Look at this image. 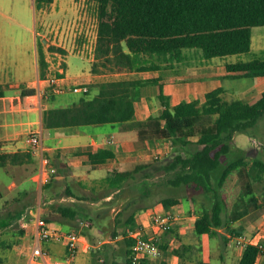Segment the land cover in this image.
<instances>
[{
	"label": "trees",
	"instance_id": "1",
	"mask_svg": "<svg viewBox=\"0 0 264 264\" xmlns=\"http://www.w3.org/2000/svg\"><path fill=\"white\" fill-rule=\"evenodd\" d=\"M53 1L36 0L37 8ZM84 1L94 5L98 18L95 62L92 65L94 74L158 71L160 67L152 64L154 57L181 61L184 51L188 49L201 50L208 60L247 53L252 48L253 28L264 26V0ZM57 50L64 53L62 49L50 48V51ZM39 66L41 78H46L49 63L42 47L39 48ZM225 71L232 79L264 78V59L226 63ZM150 86L159 88L160 112L145 121L135 122L134 128L150 131L158 138L173 140V145L179 141L190 150L184 156H175L169 166V170L179 169L175 177L170 179V184L214 192L211 208L197 212L196 233L212 236L216 229L223 228L229 232H241V228L233 229L231 225L264 207V160L250 161L246 156H240L227 164L219 179V187L224 188L230 179L235 181L238 192L230 204L225 195H219L217 190L212 191L213 177L221 169L223 157L235 150L239 151L234 145L237 133L254 137V129L264 116V91L253 103L241 99L227 101L223 97L225 89L220 86L208 92L204 101H183L172 105L171 98L164 93L162 77L103 82L89 86V90L82 93L83 96L73 105L45 109L44 127L55 129L133 122L136 119V102L141 100L144 90ZM93 89L97 90L96 94L92 93ZM36 93L34 88H24L20 95L11 98L10 104H19ZM4 98L5 92L0 87V101L3 102ZM55 99V94L51 93L47 101L52 103ZM200 125L207 126V131H201L197 140H192L196 136L194 129ZM86 155L95 166L115 157L114 152L107 149L88 151ZM26 157L32 160L31 153L4 154L0 156V166L5 167L7 163L23 164ZM145 166L117 172L114 181L117 185L121 184ZM256 184L263 187L262 197L256 192ZM141 186L149 194L151 183L143 179ZM180 203L176 197L162 199L166 210ZM58 212L71 218L77 215L76 211L71 212L68 207H60ZM125 224L129 225L125 232L127 236L126 233L132 230V216ZM172 226L168 232H175ZM19 232L24 233L23 230ZM126 240V264H130L132 240L128 236ZM227 241L224 238L225 244ZM161 247L166 248L165 241ZM259 251L257 246H247L238 264H255ZM175 253L178 251L175 250ZM197 264L212 263L209 259L200 258Z\"/></svg>",
	"mask_w": 264,
	"mask_h": 264
},
{
	"label": "rangeland",
	"instance_id": "2",
	"mask_svg": "<svg viewBox=\"0 0 264 264\" xmlns=\"http://www.w3.org/2000/svg\"><path fill=\"white\" fill-rule=\"evenodd\" d=\"M60 1L64 5L73 2V0ZM88 9V27H90V30L87 36L86 49L79 50V48H76L75 51L77 53L69 54L67 57L69 73L72 76L87 72L88 69L91 68V65H93V62H95L96 42L94 41V35L92 34V27L94 28V25L98 24V18L97 13L94 10V5H89ZM61 18L62 13L61 16L51 13L43 15L41 9L39 10L37 8L35 0H0V49H6V52H4V55L0 60V81L15 83L22 80L27 82L28 77L34 75L33 70L36 55L35 38L37 33L39 48L42 47L45 50L49 57V64L53 70H55L54 68H56L57 64L61 62L57 53L61 55V58L64 57L65 54L59 50L50 51V48L55 47L64 50L65 53L67 52L64 45H59L60 41L54 42V36L51 35L52 33H57L60 27L63 28L65 26L63 23L60 24L59 21ZM57 19H59V21ZM57 22H59V24ZM43 31L47 32V35L44 37L45 40L39 36ZM252 31V48L251 51L247 53L216 57L208 60L203 56L201 50L188 49L184 51V59L181 61H170L164 58L159 59L158 57H154L152 64L159 66V73L165 77L167 76L171 81L188 84L205 78L204 81L207 83V88L221 85L225 89V92L223 93L225 100L233 101L241 99L244 102L253 103L260 97L264 90V78H256L255 80L251 78L232 79L225 71L226 63L251 61L259 58L264 59V26L255 27ZM44 34L45 32H43V35ZM9 53H11V56H8ZM90 59H93V61L91 62ZM62 66L64 67V62H62ZM55 72L56 71H53L52 73ZM133 72L125 71L127 74ZM114 73L117 72L109 71L104 74L110 75ZM7 92H9V90ZM81 96H83L82 92L76 93L73 91L68 93L64 105H73ZM150 102H153L154 104L153 107H151L153 108L152 115L159 114L157 109L161 108V103L154 99L150 100ZM213 120L214 118L211 119V121ZM89 126L92 127L96 125ZM98 127L108 128L109 124L99 125ZM207 129V126H197L194 129L196 136L193 140H196L201 131H207ZM162 138L165 140L151 143V145L147 147L148 150L134 152V155H144L146 160L148 159L144 169L135 174L136 179L134 182L141 184V181L146 179L151 183L150 192L147 197L153 201L154 206L162 204V199L170 196L180 199L181 203L178 205L184 215H186L185 212L187 209L188 212L190 211L189 209L193 210V212H199L203 208H211L214 202V192L207 193L203 190H196L191 186L174 187L170 184V179L175 177L179 169L169 170V166L174 162L175 156L178 154L184 156L188 154L190 150L184 148L179 141L173 145V140L171 141L165 137ZM234 145L239 151L235 150L231 155L223 157V165L221 169L214 174L212 185V191L217 190L219 195H225L229 204L235 199L238 187L235 184V181L230 179L226 182L224 188H220L219 179L222 171L234 157L238 158L240 156H246L250 161L254 159L264 160V116L261 118L258 126L254 129V137L247 133H237L234 138ZM165 149L169 150L168 154L163 153L164 155L162 158L152 159L154 154L160 153V151L164 152ZM27 161L28 163H31V159ZM31 168H33L32 164L31 166L29 165L27 169H24L22 166L11 167V174L7 169L0 167V259L11 260L14 263L17 261L24 262L29 259L34 244V233L32 232L34 227L32 223L39 222L43 227H46L47 223L45 222V217L43 215L44 212L49 210L48 206L50 205L52 207L59 205V202L63 197L61 185L54 183L51 178H49L46 183L39 182L38 184L32 182L31 179L28 178V169ZM103 173L104 171L97 172L99 175ZM115 174L116 173H114V177ZM14 175L17 178H25L23 180V185L20 186L21 189L24 190L23 194L17 197V200H15V197L13 196L14 191L8 190L9 184L14 180ZM115 183L114 179L112 185L110 184L111 186H107L108 182H103L104 186L101 187L98 192L74 188L78 194L82 195L83 205L80 207V210L83 209L81 211L85 212V214H80L78 219L91 222V228H83L82 232L87 237L93 238L91 243L99 244L100 240L102 241L107 239V237H111L106 235V232L107 230H110V232L112 231L110 229L113 224L111 208L113 202H115L122 210L117 215L119 222H117L115 232H124L122 245L127 248V236H125V232L127 231V228H129V225L127 224L126 226L123 221L132 216V206H130V203H132V178L122 182L124 188L120 193L116 192L118 188ZM262 191L263 188L261 185L256 184L257 194H260ZM108 196H112L113 201L105 199ZM121 200H130V202L127 205L122 203ZM49 201L51 202L48 203ZM93 202H96L94 206H92ZM124 204L126 206H124ZM187 221L188 220H185L184 216L182 220L172 226L177 232H192L180 238L181 241L177 246L178 253L176 254L178 257L184 258L185 256H189V259L192 262L194 260V255H197L196 252H201L203 255L201 248L199 249L196 245V236H198L202 243H208L209 247L206 248V252L207 256L209 255V258L213 259V264H216V262L219 261V253L217 250L220 251V245L221 247L224 246L223 249L229 251V253L235 248L236 245L225 247L224 241L221 240L220 235L206 239L204 236L193 233L196 232L194 225L192 222ZM76 223V228L78 229V227H80V221H77ZM184 229L185 231H181ZM21 230L24 231L23 234L19 232ZM102 230L105 231L100 232ZM222 231L229 232L227 228H223ZM216 232L220 231L216 229ZM172 235L173 233L167 235V238L165 239L166 247L171 240L175 239V235ZM15 246L19 247V249H15ZM102 248H97L92 251L94 264H108L106 245L102 246ZM119 253L117 252L115 254V258L120 260L121 263L123 258ZM197 261L198 259H195L196 264ZM239 261L240 258H235L230 264H238Z\"/></svg>",
	"mask_w": 264,
	"mask_h": 264
},
{
	"label": "crops",
	"instance_id": "3",
	"mask_svg": "<svg viewBox=\"0 0 264 264\" xmlns=\"http://www.w3.org/2000/svg\"><path fill=\"white\" fill-rule=\"evenodd\" d=\"M89 5L90 4H87L84 0L79 2L73 0L71 4L67 5L62 4L60 0H54L51 4L38 8L39 10L41 9L43 15L51 13L56 14L57 16H61L62 13V18L60 19V21L59 19L57 20L60 22V24H65V26L63 28L60 27L57 33L55 32L51 35L54 36V42L60 41L59 45L63 44L64 48L67 51L66 53L64 52V57H59L61 59V63L64 62V83L67 87V90L65 93L55 94L56 99L52 103H48L47 99L50 97L51 88H48L45 78L42 79L40 76L39 39L37 37V33V36L35 38L36 55L33 70L34 75L28 77L27 82L22 80L15 83L0 81V87H2L5 92V98L3 102L0 101V156L4 154L20 153L22 155H25L27 153H31V163H28L27 160L30 159H27L26 157L27 160L24 161L22 165H13L7 163V166L3 168L7 169V171L12 174V171L10 170L11 167L22 166L24 169H27L28 166H31L32 164L33 168L28 169V178H30L34 183H46L49 179L45 181L46 178H44L42 180V175L39 173L41 168V160L38 156L33 155L31 151L32 147L28 143L30 134L32 132H38L45 148V155L51 160V165L55 171L53 172L54 176L51 175L49 176V178H51V180L57 185H61L63 190V197L61 198L59 205L54 207H52L51 205L48 206L49 210H46L43 214L45 217V222L47 223L46 228L58 229L64 232L77 230L81 233L83 241L75 264H94L92 251L97 248H102V246L104 245H106V251L108 254V264H126L127 248L122 245L124 232H115L117 222H119V220L117 219V215L122 211L121 208L118 206V204L113 202V206L111 208L113 224L110 227L112 231L110 232V230H107L106 232V235H109L111 237H107V239H104L102 241L100 240L99 244L91 243V240H93V238L87 237L82 232V229L86 228L81 225V222L84 220L78 219V216L80 214H85V212L81 211L83 209L80 210V207L83 205L81 197L82 195L78 194L74 188L98 192L99 189L104 186L103 182H108L107 186L112 185L114 173L134 170L137 167L146 165V161L148 159L146 160L144 155L136 156L134 155V152H143V150H148L147 147L150 146L151 143L163 141L165 139H163L162 137H155L150 131H144L134 128V124L135 122L145 121L149 117L155 116L152 115L153 108H151L154 104L153 102H150V100L154 99L156 101H159V88L157 86H150L144 90L143 97L140 101L136 102V119L133 122L131 121L125 124L116 125L109 124L108 128L98 127L99 125H96L92 127L87 126L46 129L43 124V111L51 106H69L64 105L66 101L65 98L68 93L73 92L72 89L75 86L88 87L91 85L110 81L162 77L164 82V93L171 98V104L176 105L183 101H204L205 96L208 92L217 87H220L221 85L216 87L213 86V88H207V83L206 81H204L205 78L188 84L184 82H175L171 81L167 76L165 77L164 75L160 74L159 70L133 72L131 74H127L125 72L114 73L110 75L103 73L94 74L92 73V65L87 72H83L82 74H78L76 76L70 75L67 57L69 56V54L77 53L75 51L76 48H79V50L86 49L85 46L87 45V36L90 30V27H88L87 16ZM59 22L57 23L59 24ZM43 32H45L44 35ZM43 32L39 35L40 37H42V39H44V37L47 35L46 31ZM92 34L94 35V41L97 43L98 24H95L94 28L92 27ZM4 52H6V49H0V60L4 55ZM8 56H11V53H9ZM46 60L48 61V63H50L47 53ZM90 61L92 62L93 59H90ZM58 65L59 63L57 64L56 68H54L55 70L58 68ZM55 70H53V68L49 64L47 75L49 74V72H53ZM24 88H34L37 90V93L33 96L26 97L21 103L11 106V98L13 96L20 95ZM8 90L9 92H7ZM92 93L96 94L97 90L93 89ZM160 109L158 108L157 111L160 112ZM142 131L143 134L141 133ZM194 138L195 137H192L191 139L193 140ZM111 139H113L112 143H110ZM102 149L111 150L112 152H114L115 157L113 159H109L103 164L95 166L90 162L88 156L86 155V152H97ZM160 153L163 156V153L168 154L169 150L165 149L164 152L160 151ZM162 156L160 158H162ZM98 171H104V173L99 175L97 174ZM135 174L132 176V203H130V206H132V231L140 226H150L151 215L156 212L162 213L166 210L163 204L154 206L153 201L148 199V194L145 191L144 187H142L141 184L134 182V180L136 179ZM24 179L25 178H17L14 175V180L11 181L8 186L9 191H14L13 196L15 197V200H17V197L23 194L24 190H22L20 186L23 185ZM145 182H147L146 179ZM122 185L123 183L116 185V187L118 188L116 192L120 193L123 190L124 187ZM258 195H261L262 197V192H260V194ZM105 199L113 201L112 196H108ZM121 201L122 203H125L127 205L130 202V200ZM50 202L51 201H49L48 203ZM95 203L96 202H93L92 206H94ZM125 204L124 206H126ZM60 207H68L71 212L76 211V217L71 218L69 216H63L58 212ZM172 208H177L180 210L179 205H175ZM187 210L185 212L186 215H184L181 210L180 211L183 217L185 216V220H188L187 222L193 223L195 229V221L198 218V214L197 212H193V210L191 209H189V212ZM77 221H80V227H78V229L76 228ZM125 222L126 220L123 221V223ZM34 224L32 223L34 227L32 229V232L34 233L33 247L35 244H38ZM91 226L92 224L89 226V228H91ZM231 227L233 229L241 228V232H223L222 229H218L220 232H216L214 235H212L213 237L216 235H220L221 240L223 241L224 238H227V244H225L224 242L225 247L236 245L230 253L229 251H225V249H223L224 246L221 247L220 245V251L217 250V252L219 253V261L216 262V264H230V262L232 260L234 261L235 258L241 259L244 249L237 245L235 241V238L237 236L245 235L249 238H255L257 241H261L262 243H264V207L250 214L243 220L232 224ZM103 231L105 230H102L100 232ZM148 231L151 232V229L148 228ZM181 231H185V229ZM169 233H173L172 236L175 235V239L171 240L169 245L167 244V247L165 249H162L161 244L164 243ZM188 233L192 232H177L175 230V232L167 231L166 233L162 234L160 247L162 249L163 255L158 259L146 260L144 264H196L195 259L199 260L200 258L209 259L212 263L213 259L209 258V255L207 256L206 252V248L209 247L208 243H202L198 236H196V245L197 247H199V249L201 248L202 253L205 256H203L201 252H196L197 255H194V260L191 262L189 256H185L184 259L183 257L180 258L176 255L175 250L178 249L177 246L181 241L180 238L182 236H186V234ZM193 233L197 234L196 232ZM201 236L206 237V239L212 237L210 235ZM167 241L169 242L168 239ZM42 246L44 251L50 256V260H47L43 264H55V262H60L64 259L67 252L66 246L63 242H43ZM14 248L19 249V247L16 246ZM117 252H120L119 254L123 258V261L121 263L120 260L115 258V254ZM2 262L6 263L12 261L4 260L0 263ZM256 262L257 264H264V255L260 257L258 256Z\"/></svg>",
	"mask_w": 264,
	"mask_h": 264
},
{
	"label": "built area",
	"instance_id": "4",
	"mask_svg": "<svg viewBox=\"0 0 264 264\" xmlns=\"http://www.w3.org/2000/svg\"><path fill=\"white\" fill-rule=\"evenodd\" d=\"M59 57L61 56L57 53ZM61 60V59H60ZM55 73L49 72L45 78L48 88L50 87L51 93L62 94L65 93L67 87L64 83V67L59 62L58 68ZM89 89L86 86H75L73 91L76 93L87 92ZM113 139L110 140V143ZM28 143L31 145L33 155H36L41 160L40 174L42 180L49 179V176L53 175L54 168L51 165V160L45 155V148L42 143V139L38 132H32L28 138ZM162 156L161 153L153 155V159H159ZM183 215L177 208H171L164 212H156L151 215L150 226H140L129 232L128 238L132 240L130 247V264H144L146 260L158 259L163 255L160 247V241L162 234L166 233L168 229L175 223L182 220ZM83 227H89L91 225L88 221H82ZM35 233L37 235V243L32 250V254L26 262H2L0 264H43L47 260H50L49 254H47L42 246L43 242H63L66 246L67 252L65 257L60 262L55 264H75L81 248L83 237L77 230L64 232L58 229H50L43 227L41 223L34 224ZM151 229V232L148 231ZM237 245L245 249L249 245H254L259 248V257L264 255V243L257 241L255 238H249L242 235L235 238ZM52 260V259H51ZM257 264V262L255 263Z\"/></svg>",
	"mask_w": 264,
	"mask_h": 264
}]
</instances>
